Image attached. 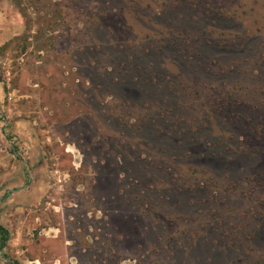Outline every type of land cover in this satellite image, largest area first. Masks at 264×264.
Returning a JSON list of instances; mask_svg holds the SVG:
<instances>
[{
  "label": "rangeland",
  "instance_id": "rangeland-1",
  "mask_svg": "<svg viewBox=\"0 0 264 264\" xmlns=\"http://www.w3.org/2000/svg\"><path fill=\"white\" fill-rule=\"evenodd\" d=\"M0 225V264H264V0H0Z\"/></svg>",
  "mask_w": 264,
  "mask_h": 264
},
{
  "label": "trees",
  "instance_id": "trees-1",
  "mask_svg": "<svg viewBox=\"0 0 264 264\" xmlns=\"http://www.w3.org/2000/svg\"><path fill=\"white\" fill-rule=\"evenodd\" d=\"M7 235H8L7 230L0 225V249L5 247L7 241ZM3 255L6 256L5 254Z\"/></svg>",
  "mask_w": 264,
  "mask_h": 264
},
{
  "label": "flooded vegetation",
  "instance_id": "flooded-vegetation-1",
  "mask_svg": "<svg viewBox=\"0 0 264 264\" xmlns=\"http://www.w3.org/2000/svg\"><path fill=\"white\" fill-rule=\"evenodd\" d=\"M25 175H28L27 173H25ZM9 193V192H8Z\"/></svg>",
  "mask_w": 264,
  "mask_h": 264
},
{
  "label": "water",
  "instance_id": "water-1",
  "mask_svg": "<svg viewBox=\"0 0 264 264\" xmlns=\"http://www.w3.org/2000/svg\"><path fill=\"white\" fill-rule=\"evenodd\" d=\"M0 251L2 252V250L0 249Z\"/></svg>",
  "mask_w": 264,
  "mask_h": 264
}]
</instances>
